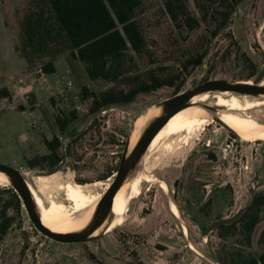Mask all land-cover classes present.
Listing matches in <instances>:
<instances>
[{"label": "rangeland", "instance_id": "rangeland-1", "mask_svg": "<svg viewBox=\"0 0 264 264\" xmlns=\"http://www.w3.org/2000/svg\"><path fill=\"white\" fill-rule=\"evenodd\" d=\"M176 2L178 11L188 12L197 25H182L184 16L177 25L167 13L165 0H141L135 20L144 46L140 53L128 48L118 72L123 75L106 81L90 80L78 60H70L69 67L63 45L34 59L27 70L3 24L5 17L16 34L15 16H21L29 2L0 0V88L10 94L0 112V163L14 168L27 165L19 173L33 184L37 172L47 170L42 163L48 158L52 164L57 157L60 162L64 153L68 165L37 182L40 191L36 193L45 205L49 200L61 202L69 217L83 220L87 209L67 200L61 188L69 183L91 196L85 203L88 207L97 200L92 207L95 214L131 136L141 138L158 117L169 113L165 106L169 97L208 79L232 83L252 79L264 67V0H241L225 27L214 34L217 14L204 15L206 1ZM52 56L54 71L43 73L41 63ZM127 72L170 78L172 84L138 93L128 103L97 108L93 97L81 91L82 87L96 93L115 85L127 87L131 83L124 79ZM67 81L71 86H65ZM217 92H208L202 104L209 115L207 125L161 139L132 164L124 180L141 177L140 194L129 200L122 224L109 232L89 235L81 242L55 241L33 226L21 201L17 204L11 184L0 186V264H238L248 256L258 258L264 251V200L255 206L258 221L249 240L242 232V221L206 235L201 229L241 207L249 212L254 197H264V140L242 139L217 118V112L226 111L215 104ZM53 95L64 98L56 101ZM156 107L162 112L159 116L153 115ZM248 109L243 111L264 120V104ZM55 118L62 123L61 129ZM57 130L62 140L55 138L59 146L46 154L43 138ZM157 179L166 184V190ZM172 203L177 214L171 210ZM110 219L111 213L105 220Z\"/></svg>", "mask_w": 264, "mask_h": 264}, {"label": "trees", "instance_id": "trees-1", "mask_svg": "<svg viewBox=\"0 0 264 264\" xmlns=\"http://www.w3.org/2000/svg\"><path fill=\"white\" fill-rule=\"evenodd\" d=\"M208 3L204 15L212 13L217 17L218 24L213 31L225 27L233 9L241 0H204ZM21 16H15L17 33L13 37V49L24 58L27 67L32 66L33 60L40 55L47 56L59 50L58 45H63L68 50L65 59L70 67V60H78L83 64L86 76L90 80L104 79L116 81L123 75L120 72L125 61V53L131 48L135 53H140L144 46L143 33L135 20V13L141 0H28ZM168 15L177 25L181 16H184L182 25L190 28L197 25L198 21L189 13L179 12L176 0H165ZM214 20V21H215ZM20 42V46L17 44ZM52 45V46H50ZM55 56V55H54ZM50 57L41 63L43 73L54 71ZM195 62V61H194ZM196 60V63H199ZM117 73V74H116ZM125 74L124 79L131 80L130 87L111 86L98 93L87 92L82 87L83 95L93 97L94 108L109 106L111 104H124L131 102L138 93L156 90L162 85H171L170 78L162 76L143 77L141 74ZM0 96L8 97L4 87L0 88ZM59 129L62 123L55 118ZM49 150H56L59 146L55 137L45 142ZM59 158L57 157V162ZM17 204L20 205L15 195ZM264 197L255 196L250 205L249 212L244 211L241 216L230 224L219 227H230L242 221V232L247 235V240L258 221L256 205H260ZM264 241V230L261 233ZM238 264H264V251L258 258L248 256Z\"/></svg>", "mask_w": 264, "mask_h": 264}, {"label": "water", "instance_id": "water-1", "mask_svg": "<svg viewBox=\"0 0 264 264\" xmlns=\"http://www.w3.org/2000/svg\"><path fill=\"white\" fill-rule=\"evenodd\" d=\"M264 77V67L255 78L246 79L244 81L238 82H227L221 79H208L191 90L182 91L174 94L165 101V106L169 109V113L163 116L158 117L157 120L146 130V132L139 138L136 142L134 148L128 153V147L124 151L121 161L119 163L116 175L114 180L105 191L103 197L101 198L96 212L91 218L89 225L80 232L75 233H56L45 228L39 219V215L35 210V206L30 195V192L27 188L24 178L19 173V168H14L6 164L0 163V171L6 174L10 179V184L16 193V196L21 201V205L25 209L28 218L30 219L33 226L40 231L43 235L52 238L55 241L62 243H71V242H81L89 239V235L93 233L106 219L109 215L110 210L112 209L113 196L116 193L117 189L122 184L124 177L126 176L129 168L132 164L140 158L144 153L150 141L154 135L164 126L168 119L174 115L179 110H182L185 107H188L189 100L196 94L205 92V91H232L239 94H248V95H258L264 94V85H261ZM231 129V128H230ZM232 130V129H231ZM61 150L62 145H60ZM68 165L65 161L64 153L61 154L60 162L54 167L46 170L39 171L37 175H51L59 170L63 165ZM246 207L239 208L233 215L229 217H221L216 220L211 221L206 228L203 229V234H208L211 230L218 228L221 225L230 224L237 220L241 214L245 211Z\"/></svg>", "mask_w": 264, "mask_h": 264}, {"label": "bare ground", "instance_id": "bare-ground-1", "mask_svg": "<svg viewBox=\"0 0 264 264\" xmlns=\"http://www.w3.org/2000/svg\"><path fill=\"white\" fill-rule=\"evenodd\" d=\"M261 85H264L263 82H261ZM208 92H211V91H205V92L196 94L193 97H191V99L189 100V106L178 111V112H176L174 115H172L168 119V121L164 124V126L154 135V137L150 141L149 145L147 146L146 150H148L149 146L151 148L153 145H155L158 142V140H160L162 138L169 137L171 135H176V134H179L181 132L186 133L191 128L199 126V125H207V124H205V122H207L206 119L209 117V115H208L207 109H205L202 106V104L206 101V99L208 97ZM218 92L232 93V91H228V90L218 91ZM233 93H236V92H233ZM222 94L228 95L227 93H222ZM222 94H220L217 97L214 96L216 98V105L221 106L225 109L229 108L230 111L229 112H221L222 111L221 110L220 112H217V114H216L217 118L220 121H222L225 125H227L229 128H231L233 130V132L235 134H237L242 139L250 141V139H253V138H260V139L264 140V124H261L256 119L252 118L251 116H247L246 111L245 112L243 111V110H246L248 108H253L256 105L263 104V103H261V102L255 103L253 101H250V102L245 101L244 103L241 104L234 97L230 98V100H233L232 102H230V100H226V98H224ZM236 94H239V93H236ZM239 95L254 97V96L248 95V94H239ZM229 96H231V95H229ZM260 96H264V94H258L255 96V98L260 97ZM258 99H259V101L264 100V98H257L256 100H258ZM196 105L201 106V107H197ZM234 108L241 109L242 111H239V112L231 111ZM161 113L162 112H161L160 108L156 107L153 115L159 116ZM141 122H142V119H139L138 125L141 124ZM138 139H139V134L137 136H131L129 144H128V150H127L128 153L134 148ZM150 148H149V150H150ZM55 173H57V172H55ZM55 173H53V174H55ZM53 174H51V175H53ZM51 175H35V177L51 176ZM39 178L42 179L43 177H39ZM139 179L140 178L138 176L137 181ZM125 181L126 180H123L122 184L120 185V187L117 189L116 193L114 194L113 199L115 198V196L120 191H122L125 188V186H126V184H124ZM25 183H26L27 188H28L30 195L32 197V200H33L34 206L36 208V211L39 215V219L41 221V224L45 228H47L48 230H50L52 232H56V233L80 232L87 227V225L91 221V218H93L94 212H93L92 208H90L88 216H86V218L76 228H74L73 230H70L68 232L56 231L55 229L59 228L61 225L65 224V223L74 224L76 222V220H73L71 218V216L69 217L67 215L68 213H66V210H64V205L61 202H57L55 200H53L51 202V205L48 208V210L43 211V216H42V214L40 213V210L38 208L36 199L33 195L30 183H27L26 180H25ZM6 184H10V179L6 174H4L3 172L0 171V185L4 186ZM62 189L65 191V198L67 200L72 201L76 207H78V208L84 207V210L90 207V206L88 207L87 204H85V203L87 201H89L91 196L86 195V193H84L79 186L67 185L66 187H63ZM112 206H113V203H112ZM94 211H95V209H94ZM65 220H70V221L64 222V223H59V222L65 221ZM108 223L104 220L103 223L90 235H97L99 232L105 233L106 229L109 226Z\"/></svg>", "mask_w": 264, "mask_h": 264}, {"label": "flooded vegetation", "instance_id": "flooded-vegetation-1", "mask_svg": "<svg viewBox=\"0 0 264 264\" xmlns=\"http://www.w3.org/2000/svg\"><path fill=\"white\" fill-rule=\"evenodd\" d=\"M264 84V82H263ZM222 93H227V97L223 96L224 98H226V100H230L231 97H234L236 98V100L238 102H240L241 104L244 103L245 101H250V100H253V102H257V103H263L264 104V100H261L259 101L256 100L257 98H252V97H249V96H242V95H239V94H234V93H229V92H217L216 94H214L213 96L217 97L219 96L220 94ZM231 95V96H229ZM229 96V97H228ZM233 100H230V102H232ZM216 104V102H215ZM262 105V104H260ZM226 111H221V112H229L230 109L227 108L225 109ZM249 110V109H248ZM231 111H234V112H239V111H242L241 109H237V108H234L232 109ZM246 114H248L246 112ZM249 116H251L252 118L256 119L258 122H260L261 124H264V120H260L259 118H257L256 116H253V115H250L248 114ZM238 136V135H237ZM163 139V138H162ZM161 140V139H160ZM158 140V142L160 141ZM262 140V139H261ZM150 148V146H149ZM148 148V150H149ZM147 150V151H148ZM50 153V152H49ZM59 162V160L57 162H53L52 164L50 163V160L47 158L45 160V162H43L42 164L46 163L44 169H50L52 168L53 166H55L57 163ZM43 171H46V170H43ZM42 171V172H43ZM39 172V171H38ZM39 177H43L42 179H40ZM49 176H38V177H35L34 176V180H33V184H30L31 188H32V192H33V195L36 199V202H37V205H38V208L40 210V213L42 214L43 216V211H46L48 210V208L50 207L51 205V202L53 200H49L48 204H44L43 203V200L42 198L40 197V195L36 192H39L40 191V188L37 187V182L38 180L39 181H46V178H48ZM140 179L137 181L138 179V176H134L132 179H130L129 181H125L124 184H126L125 188L120 191L116 196L115 198L113 199V206H112V209L110 210V213H111V219L110 221H108V228L106 229L105 233L106 232H109L111 230H113L116 226H119L122 224V221H123V215L127 209V205H128V202L130 199L134 198V197H137L139 194H140V190H139V186H140V183L142 182V178L139 177ZM145 180H148V181H152L153 179L151 178H145ZM158 180V179H157ZM159 181V185L160 187H162V189L166 190L167 186L165 183H161L162 180H158ZM95 184V183H94ZM67 185H72V184H66L64 186H62L61 188L63 187H66ZM110 185V184H109ZM1 186V185H0ZM75 186V185H74ZM109 186H107L108 188ZM106 188V189H107ZM65 193V191H64ZM97 202V200L89 207L87 208V211L85 212L88 216L89 214V211H90V208H92V206H94V204ZM63 204V203H62ZM89 209V210H88ZM171 210L174 214H177L178 213V210L175 206L174 203H172L171 205ZM109 213V214H110ZM86 214L83 218V220L86 218ZM83 220H80V221H76L74 224H70V223H65L63 225H61L59 228L55 229L56 231L58 232H68L70 230H73L74 228H76ZM70 220H65V221H62V222H59V223H64V222H69ZM106 221V220H105ZM208 225V224H207ZM206 225V227H207ZM66 227H69L70 229H66ZM204 226L201 227L202 231L204 228H206ZM184 230H185V227H183ZM186 231V230H185ZM191 249H193V247L190 245Z\"/></svg>", "mask_w": 264, "mask_h": 264}, {"label": "crops", "instance_id": "crops-1", "mask_svg": "<svg viewBox=\"0 0 264 264\" xmlns=\"http://www.w3.org/2000/svg\"><path fill=\"white\" fill-rule=\"evenodd\" d=\"M3 26H4V28L5 29H8L9 30V32H10V35H11V37H9L10 39H11V41H12V49H13V37H14V35H15V29H14V27H12V26H10L9 25V23L7 22V19L4 17V24H3ZM13 51L15 52V50L13 49ZM16 53V52H15ZM16 55H18L17 53H16ZM18 56H20V55H18ZM21 57V56H20ZM23 58V57H22ZM24 59V58H23ZM25 61V60H24ZM25 68L27 69V70H29V68L27 67V65H26V62H25ZM43 74V73H42ZM39 76V75H38ZM5 88V87H4ZM6 89V88H5ZM22 90H26V89H23L22 88ZM6 91H7V93H8V95H10L9 94V91L6 89ZM25 94H23V96H24ZM9 97L10 96H8V97H6V96H0V112H2L3 110H4V108H5V104H4V102H3V100L4 99H6V98H8L9 99ZM56 127V126H55ZM56 129H57V127H56ZM60 135L58 134V130H57V134H54V135H52V136H50V137H44L43 138V143L45 144V142H47V141H50L51 139H52V137H55V138H58ZM22 138H24V137H22ZM47 148V147H46ZM47 153L46 154H48L49 152H50V150H49V148H47ZM44 155V154H43ZM0 156H2V151H0ZM22 159L23 160H25V156H22ZM16 168H20V169H24V168H28V166L26 165V167H20V165L18 166V167H16Z\"/></svg>", "mask_w": 264, "mask_h": 264}, {"label": "built area", "instance_id": "built-area-1", "mask_svg": "<svg viewBox=\"0 0 264 264\" xmlns=\"http://www.w3.org/2000/svg\"><path fill=\"white\" fill-rule=\"evenodd\" d=\"M36 72H40L42 74L41 69H37ZM65 86L69 87V86H71V83L69 81H67V82H65ZM61 98H64V97L59 96V95H53V99L56 100V101L60 100ZM24 99L25 100L29 99L28 94L24 95ZM32 105H37V104L36 103H32ZM58 138H59V140H62L60 136Z\"/></svg>", "mask_w": 264, "mask_h": 264}]
</instances>
